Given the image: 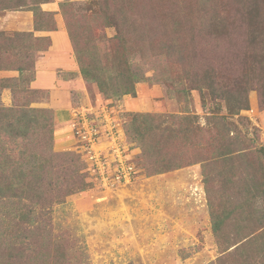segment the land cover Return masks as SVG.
I'll use <instances>...</instances> for the list:
<instances>
[{
    "label": "rangeland",
    "instance_id": "1",
    "mask_svg": "<svg viewBox=\"0 0 264 264\" xmlns=\"http://www.w3.org/2000/svg\"><path fill=\"white\" fill-rule=\"evenodd\" d=\"M20 2L0 18L61 21L79 72L59 75L82 83L33 88L50 36L0 29V69L18 71L0 78V264H248L264 242V0ZM82 68L140 80L104 93Z\"/></svg>",
    "mask_w": 264,
    "mask_h": 264
},
{
    "label": "crops",
    "instance_id": "2",
    "mask_svg": "<svg viewBox=\"0 0 264 264\" xmlns=\"http://www.w3.org/2000/svg\"><path fill=\"white\" fill-rule=\"evenodd\" d=\"M56 8V6L44 5L46 10H56ZM33 25V13L31 11H12L11 14L0 18V29L7 30L14 26L16 29L34 31L37 35H49L52 40L48 49L43 51L36 61V75L31 86L33 88L51 89L56 93H68L71 88L81 85V79L77 75L74 79L61 78L59 75L60 72H79L72 45L61 21L58 20V28L51 32L36 31ZM17 75V70L0 69V78ZM8 92L7 89H2V96L6 102L10 99Z\"/></svg>",
    "mask_w": 264,
    "mask_h": 264
},
{
    "label": "trees",
    "instance_id": "3",
    "mask_svg": "<svg viewBox=\"0 0 264 264\" xmlns=\"http://www.w3.org/2000/svg\"><path fill=\"white\" fill-rule=\"evenodd\" d=\"M7 1H9V2H7ZM20 1H23V0H6V1L2 0V8H15V7L24 6V5H21ZM11 45L13 47V44H11ZM3 61H4V57L0 54V64ZM81 63L83 65L84 61L81 60ZM94 71H95V69H94ZM82 72H83L86 79L93 81V82H96L98 84L99 88L104 93H106V91H108L110 88H114V87L116 88L115 92H117L118 88H120L124 84L125 85L123 86V88H127V91L132 93L134 91L135 82L140 80V77L138 76V74H136V75L134 74L133 78H130V76H127L128 74H120L117 81L113 80V78L109 81V80L105 79L106 77L103 74L102 75L100 73L97 74L95 72H91L90 70L83 69V68H82ZM8 125L11 126L9 128V133L11 135H14V133H15L16 136H24L26 134V131H20L19 132L18 130H16V127L12 126L11 123H9ZM258 242L259 241L257 239V241H255V242L252 241V242L246 243L244 246V250L247 253V255L245 254V258H246V261L248 262V264H261L262 261H264V253L261 252L262 250H264V248H263L264 242H263V245L259 246V247L257 246ZM252 253H253V255H252ZM258 257H261V260H260L261 262L258 260Z\"/></svg>",
    "mask_w": 264,
    "mask_h": 264
}]
</instances>
